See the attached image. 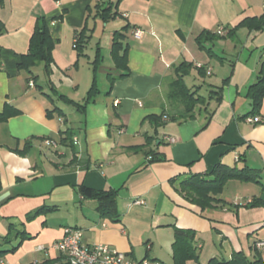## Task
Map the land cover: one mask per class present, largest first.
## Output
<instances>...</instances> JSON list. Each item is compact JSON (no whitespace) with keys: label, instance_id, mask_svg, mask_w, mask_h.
Returning <instances> with one entry per match:
<instances>
[{"label":"crops","instance_id":"crops-1","mask_svg":"<svg viewBox=\"0 0 264 264\" xmlns=\"http://www.w3.org/2000/svg\"><path fill=\"white\" fill-rule=\"evenodd\" d=\"M263 13L264 0H0V237L10 222L26 232L0 264H67L52 246L64 228L135 259L217 264L242 252L264 264V204L251 205L264 201V95L255 115L249 96L264 24L238 25ZM38 24L54 44L28 71ZM116 31L126 71L112 55ZM176 81L202 97L191 117ZM218 163L255 180H226L202 209L180 182ZM91 190L111 192L115 210H100Z\"/></svg>","mask_w":264,"mask_h":264},{"label":"trees","instance_id":"trees-1","mask_svg":"<svg viewBox=\"0 0 264 264\" xmlns=\"http://www.w3.org/2000/svg\"><path fill=\"white\" fill-rule=\"evenodd\" d=\"M102 15L107 18L113 14L110 12V6H103L100 9ZM240 24H247L249 28H261L264 24V13L258 18H245ZM230 32V31H228ZM216 36V34H214ZM125 35L121 31H116L113 33V49L112 55L117 64V67H122L126 71V47L124 44ZM86 42L85 37L82 34H79L76 40L75 48L78 52H82L84 44ZM54 44V40L51 38L48 29L43 24H38L34 30L29 43V49L26 54L22 56L21 67L30 71L31 67L36 61L44 60L48 62L50 60V51ZM96 61V60H95ZM94 61V62H95ZM199 69H203L202 67ZM126 72H122L118 77L126 75ZM115 78V77H113ZM173 89L177 91L183 90V95L185 96L186 111L188 112V117L193 116L191 113L194 105L202 100L201 96L195 97L193 93L180 82L176 81L174 83ZM96 91V88L91 87L88 91V95H92ZM264 95V61L262 63L261 69L258 73L257 80L249 88V96L252 100L253 108L250 112L251 115L257 114L262 97ZM186 117V116H185ZM71 139V136L68 135L66 140ZM159 159L155 158L154 155L150 156V162ZM240 159V158H239ZM251 169L243 166H229L223 163H218L211 172L204 175H190L187 178L181 180L180 191L191 202L196 203L202 209L212 205V202L220 200L216 197L221 191L223 183L228 179L238 178L244 181H254L255 177L253 176ZM88 195L97 199L98 208L100 210H115V197L111 192L103 191H89ZM255 202H252L251 205H255L257 202L264 204V201L260 198H254ZM45 212V208H40L36 210L35 214ZM30 217V216H29ZM185 234L183 231H177L178 237H181ZM26 237V232L22 227H18L16 224L10 222L8 225V232L0 237V256L7 253L13 252L17 249L20 241ZM17 239V243L12 244V241ZM12 244L10 248H4V246ZM253 262L248 260L246 256L240 253H234L232 259L229 262H217V264H252ZM68 264V263H67Z\"/></svg>","mask_w":264,"mask_h":264},{"label":"built area","instance_id":"built-area-1","mask_svg":"<svg viewBox=\"0 0 264 264\" xmlns=\"http://www.w3.org/2000/svg\"><path fill=\"white\" fill-rule=\"evenodd\" d=\"M141 29H135L134 35L140 36ZM218 34H224L223 28L217 30ZM32 84V82H29ZM249 121L257 122L258 117L249 118ZM170 140H173L171 138ZM49 144L54 142L48 140ZM238 160V157L235 158ZM140 202V201H138ZM81 231L77 228H64L61 237L53 243V247L65 256L68 264H164L162 262L149 258L135 259L126 253L119 251L104 243H95L92 245L83 244L80 240ZM264 241L255 243L256 248H261Z\"/></svg>","mask_w":264,"mask_h":264},{"label":"water","instance_id":"water-1","mask_svg":"<svg viewBox=\"0 0 264 264\" xmlns=\"http://www.w3.org/2000/svg\"><path fill=\"white\" fill-rule=\"evenodd\" d=\"M8 196V193L0 195V202L3 201Z\"/></svg>","mask_w":264,"mask_h":264}]
</instances>
